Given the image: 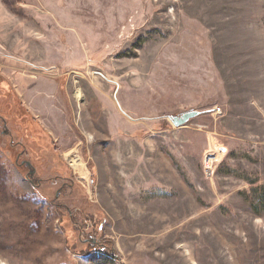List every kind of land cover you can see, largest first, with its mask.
<instances>
[{"label": "rangeland", "instance_id": "374dc122", "mask_svg": "<svg viewBox=\"0 0 264 264\" xmlns=\"http://www.w3.org/2000/svg\"><path fill=\"white\" fill-rule=\"evenodd\" d=\"M0 78V264H264V0H0Z\"/></svg>", "mask_w": 264, "mask_h": 264}, {"label": "trees", "instance_id": "16d2710c", "mask_svg": "<svg viewBox=\"0 0 264 264\" xmlns=\"http://www.w3.org/2000/svg\"><path fill=\"white\" fill-rule=\"evenodd\" d=\"M3 86L6 88H4ZM0 88H1L0 91L2 92V93L0 92V96L5 95L7 96L8 99H10V97L14 98V103L10 101L8 102L6 99L5 101L0 102V107L2 109V112L6 114V116H8V120H10V122L13 124L15 129L20 128L19 134L21 138L29 137V135L33 133L32 131L34 130V127L38 125L37 124L38 122H36L33 119L31 113L22 106L21 101L18 100L19 98H17L14 90H12L10 85L7 84V82L3 78H0ZM2 89H7V90L3 91ZM2 118L5 121H7L6 117H2ZM26 168L28 169L29 167H27L26 165ZM93 240L94 241L89 240L85 243V245L90 246L87 252L91 251V249L96 245H98V243L100 244V242H98L97 240L95 239ZM95 248H98L101 251L112 253L111 256L114 255L113 251H111L110 247L105 245V243H101L99 246H96Z\"/></svg>", "mask_w": 264, "mask_h": 264}, {"label": "water", "instance_id": "95a60500", "mask_svg": "<svg viewBox=\"0 0 264 264\" xmlns=\"http://www.w3.org/2000/svg\"><path fill=\"white\" fill-rule=\"evenodd\" d=\"M201 114L202 112L190 110L175 116H169L167 117V119L170 121L174 128H180L185 126L190 120L200 116Z\"/></svg>", "mask_w": 264, "mask_h": 264}, {"label": "bare ground", "instance_id": "6f19581e", "mask_svg": "<svg viewBox=\"0 0 264 264\" xmlns=\"http://www.w3.org/2000/svg\"><path fill=\"white\" fill-rule=\"evenodd\" d=\"M71 168L80 176V178L87 179V173L81 161L71 157L70 154L64 155ZM74 172V173H75Z\"/></svg>", "mask_w": 264, "mask_h": 264}, {"label": "built area", "instance_id": "2783aa9c", "mask_svg": "<svg viewBox=\"0 0 264 264\" xmlns=\"http://www.w3.org/2000/svg\"><path fill=\"white\" fill-rule=\"evenodd\" d=\"M215 111H216V112H220V109H216Z\"/></svg>", "mask_w": 264, "mask_h": 264}, {"label": "crops", "instance_id": "0c3cea01", "mask_svg": "<svg viewBox=\"0 0 264 264\" xmlns=\"http://www.w3.org/2000/svg\"><path fill=\"white\" fill-rule=\"evenodd\" d=\"M24 106V105H23ZM25 107V106H24ZM26 108V107H25ZM27 109V108H26ZM28 110V109H27ZM29 111V110H28ZM30 112V111H29ZM31 113V112H30Z\"/></svg>", "mask_w": 264, "mask_h": 264}]
</instances>
